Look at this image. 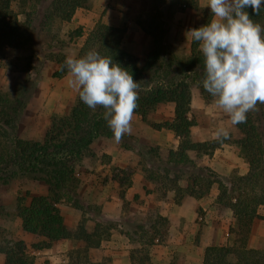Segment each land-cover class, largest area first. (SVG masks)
<instances>
[{
    "label": "trees",
    "instance_id": "16d2710c",
    "mask_svg": "<svg viewBox=\"0 0 264 264\" xmlns=\"http://www.w3.org/2000/svg\"><path fill=\"white\" fill-rule=\"evenodd\" d=\"M92 2L93 0H0V55L6 48H36L35 35L38 31L56 22L61 25L70 21L77 9H88ZM187 9L198 12L194 28L210 19L209 9L201 6L199 0L152 1L150 12L137 20L154 45L142 62L124 44L125 27L108 25L102 21L97 22L88 33L77 57L85 55L89 50H95L101 56L111 57L127 68L138 82L139 99L134 114L156 130L173 131L179 139L178 145L171 148L166 156L161 153V147L157 144L144 145L137 140L130 148L136 149L142 160L149 164L147 178L159 185L163 195L173 191L175 202L180 203L187 195L202 198L210 193L214 184H218L219 195L216 203L233 212L234 223L229 229L232 244L208 246L204 264H264V248L248 246L254 221L264 218L259 213V207L264 205V104H257L247 114L244 123L235 125L238 134L229 132L228 138L222 140H194L192 129L197 125V120L190 116L192 89L197 86L208 102L213 99L202 88L205 71L203 56L198 44L193 41L191 52L178 58L181 60L178 65L172 64L175 57L169 49L162 52L164 43L166 47H170L166 42L167 24L172 21L177 10ZM248 12L255 22L264 26V8L259 15H255L251 8ZM64 60L60 57L54 59L60 65V70ZM160 60L167 61V68L174 73L169 76L163 74L162 80L156 81L149 73ZM159 65L161 66L160 63ZM13 67L16 68L15 65ZM65 73L66 70L60 71L55 76ZM25 84L0 89V180L13 178L19 173L40 171L43 166L49 167L51 164L54 167L64 165V158L81 157L92 148L94 141L114 138L103 119V109L98 107L96 111L91 110L79 96L69 114L58 113L52 116L41 139L28 140L13 133L10 135L8 128L13 123L19 124L16 118L20 120L33 96V84ZM163 104L173 105V117L160 122L150 119V115ZM224 144L238 146L239 155L248 165L246 174L241 175L233 170L228 176L221 175L205 163L204 159L211 157ZM192 152L195 157L191 156ZM180 164L191 172L182 175L179 171ZM48 172L56 181H62L59 171L53 169ZM183 180L185 183H182ZM63 188L62 185H53L50 181L49 193L31 196L28 193V196H19L17 199L16 212L21 219L23 231L43 237L42 244L35 245L34 250L50 248L56 241L73 240L82 244L68 252L66 264H111L112 258L101 253V245L112 236L114 227L107 222L113 221V217H105L97 204L80 201L76 195H71L69 202L82 212V219L75 228L70 227L59 208L64 199ZM158 210L150 209L139 223H133L129 218L115 221L119 222L122 233L129 238L131 244H140L147 248V253L138 262L136 252L139 249L131 250L133 264L149 262V248L159 238L158 228L168 222ZM88 220L95 222L92 229L87 227ZM164 229L167 231V228ZM0 254L5 256L4 264L36 262V254L29 250L26 242L10 238L5 229H0ZM231 257H235V262ZM184 263L183 253H175L170 262Z\"/></svg>",
    "mask_w": 264,
    "mask_h": 264
},
{
    "label": "crops",
    "instance_id": "0c3cea01",
    "mask_svg": "<svg viewBox=\"0 0 264 264\" xmlns=\"http://www.w3.org/2000/svg\"><path fill=\"white\" fill-rule=\"evenodd\" d=\"M152 1L153 0H93L90 8L77 9L72 19L67 23L75 28H82L84 36L88 35L99 21L112 26L125 27V46L130 52L135 53L134 50H136L138 53L136 52L133 54L140 60H143L146 56L143 58L139 57V50L145 47L148 40H150V37L137 23V20L140 17L146 16L150 12ZM199 2L201 6L205 7L206 0H199ZM197 13L198 12L193 9H187L185 11L177 10L175 12L172 18V33L170 39H168L170 47H185L189 53L191 52L192 40L186 37V32L190 28H194ZM20 51H23V49L6 48L1 54L2 56L0 55V67L2 61L5 60L8 54L16 53L18 55L21 54L19 53ZM14 60L16 59H11L10 61ZM48 61L49 62L44 66L42 73H40L42 80H40L39 84H36V87L40 86L39 95H41V99L44 94V101L45 98L48 100L46 105H44L47 108V112L53 114L60 110H64V100L72 98V101H75L78 93L69 87L67 73L61 76H55L54 72L57 71L60 66L58 62L54 60ZM8 67L12 71H22L24 73L33 72V68L24 70V68H21L20 66L13 68L11 64H8ZM2 86L5 85L0 82V89ZM195 96L194 89H192V100ZM24 113L26 115L29 113V107H26ZM134 121L137 123L132 125ZM145 123L146 122L142 121L140 116L133 114V119L131 121L132 132L138 136L140 144H157L160 145V147L164 145L171 146L173 143L178 145L179 139L175 136V133L167 129L156 130L153 128L154 131L148 133L149 140L146 139V136H143V129L146 125ZM196 127L197 125L192 129L194 140L203 141L211 138L199 136ZM164 136L165 138H163ZM99 143L100 139L94 141L92 144V147H95L94 151L96 154L99 152L98 149H96ZM174 147L172 146L170 148ZM102 152H106L111 156L110 158H112L109 161L108 166H111L112 164L122 166L121 164H123V159L126 156H131L130 158L133 159V161L136 159L133 154L129 155L126 153L127 151L123 152L122 150L105 148ZM163 155L165 156L166 154L164 153ZM204 161L221 175L228 176L233 170H237L241 175L248 172L247 163L238 154L234 145L231 144H224L222 147L218 148L211 157L205 158ZM136 163L138 164V162ZM127 166L128 165L124 164V167L122 168L127 169ZM105 171L106 172L103 174L107 173L108 169H105ZM135 172L136 173L131 174V182L130 186L126 187L125 198L114 192V189H120L123 187L117 180L110 179L106 185H102L97 180L91 181V185L87 182L91 196L94 195L91 197L94 200L90 201V203L97 205L104 204L106 216L127 218L132 216L135 212H138L144 217L154 206L153 194L147 192L146 188L149 187V184L156 185V183L144 176V172L141 168H136ZM88 173L90 175H95L96 171L91 174L89 170ZM139 173L141 174L139 175ZM171 194L173 196L174 192L170 191V197L166 200L165 198L157 199V206H160V213L166 216L169 221L168 240L162 241L159 238H156L154 244L150 247L152 250L151 264H170L175 253H183L185 258L184 264H204L205 250L208 246L232 244V237L229 229L234 223L233 212L231 209L221 207L216 203V199L219 195V186L217 183L213 185L210 193L202 198H195L187 195L180 203H176L174 197L171 198ZM135 196L140 198L138 202L135 201ZM108 197H112V199L109 200ZM124 199H127L129 208L122 207ZM71 209V212L78 218L82 217V212L80 210L75 208ZM262 211V209H259L260 214ZM75 225L77 224L69 226L75 228ZM87 227L90 229L93 228V226L91 227L89 225H87ZM114 232L117 233L118 237L115 236L114 233L110 239L104 240L101 245L103 251L106 254H109L112 258L111 264H133L127 246L130 245L129 238L120 231L115 230ZM121 240H123L124 244L120 242ZM81 244L82 242H76L73 240L56 241L50 248L38 251L36 253V260L39 263L41 258H48L50 264H57V260L67 262L68 252ZM248 246L252 248L264 247V219L257 218L254 221ZM231 260L235 262L236 259L235 257H231ZM0 264H4L3 259L0 261Z\"/></svg>",
    "mask_w": 264,
    "mask_h": 264
},
{
    "label": "rangeland",
    "instance_id": "374dc122",
    "mask_svg": "<svg viewBox=\"0 0 264 264\" xmlns=\"http://www.w3.org/2000/svg\"><path fill=\"white\" fill-rule=\"evenodd\" d=\"M21 19H24V16H21ZM171 28H172V21H170L169 24H167V33H166V42L168 43V39H170L171 36ZM87 35L84 36V31L82 28L78 27L75 28L69 23L65 22L61 25L56 23L51 24L50 26L44 28V30H40L35 35L36 38V48H33L31 46L26 47L23 49V51H20L21 54H8V56L5 58V60L2 61V65L0 67V82L3 83L5 86H23L25 82H29L33 84L31 91L34 94L30 100V102L27 105V108L29 107V113L27 115L25 113L22 114L20 120L19 118H16L19 124L13 123V125L8 128L10 130V135L13 133L15 136H18L22 139H28V140H37L41 139L46 131V129L49 127L51 118L55 114H69L71 111V107L75 101H72V98L64 100L63 108L64 110H60L59 112H55L53 114H50L47 112V108L44 106L47 103V98L44 97L43 94L42 99L40 93V86L36 87V84L40 83V80H42V77H40V73H42V70L44 66L49 62L48 60H54L57 58H64L68 56H75L77 57L80 48L82 47ZM164 41V40H163ZM162 52L166 51L167 49L170 50L172 55L175 57L172 60L173 65H178L179 60L178 58H181L183 56L188 55V51L185 49V47L181 48H172V47H166L165 43L163 44ZM52 46V47H51ZM154 45L150 38L148 42L146 43L145 47L139 50V57H145L147 56L151 50H153ZM135 53L137 52L134 50ZM134 53V52H132ZM134 53V54H135ZM138 53V52H137ZM6 54V53H5ZM4 54V55H5ZM2 56V55H1ZM11 59H16L14 61H10ZM177 59V60H176ZM65 61V60H64ZM142 62V60H141ZM167 61L160 60L157 65L153 67L149 75H153V79L156 81L162 80V75L165 74L166 76L171 75V73H174L172 69L167 68ZM161 64V66L159 65ZM8 64L20 66L21 68H24V70H28L33 68V72L31 73H24L22 71H12L9 69ZM166 65V66H165ZM5 67V68H4ZM14 68V67H13ZM60 66L57 71L54 73H60ZM176 71V70H175ZM61 76V75H60ZM159 77V79H156V77ZM51 80V79H49ZM48 80V81H49ZM47 81V80H46ZM38 82V83H37ZM51 83V82H50ZM49 84V83H48ZM52 84V83H51ZM28 83L25 84L27 86ZM2 86V87H5ZM194 92L195 97L192 100L191 105V113L190 116L194 117L197 120V127L196 131L199 136H206L211 137L210 139L215 138L214 132L217 127H225L228 132L233 134H238V129L236 126L232 125L230 123V120L222 110L218 109L214 103V100L212 99L211 102H208L199 92L197 86H194ZM37 90V92H36ZM264 111V107H263ZM173 117V105L166 104L159 106L151 115L150 119L154 121H163L166 119H171ZM136 120V119H135ZM140 122V121H139ZM137 122L134 121L132 125H135ZM144 126L143 129V136H146L145 138L148 139L149 135L148 133L153 132L154 129L147 123ZM148 125V126H147ZM152 129V130H151ZM122 141L117 142L114 138H100V143L97 145V148L99 152L94 151L95 147H92L88 151L84 152L81 157L77 158H69L66 157L63 159L65 161L64 165H58L56 167L52 166V164L49 167L43 166L40 171L37 170L35 172H27V173H19L13 178H4L0 180V229L6 230L8 236L10 238H16V239H22L26 242L27 246L29 247V250L36 254L38 251L34 250L35 245H41L43 237L34 235V234H28L25 233L22 229V222L21 219L17 216L16 212V205H17V199L19 196L26 197L29 193L31 195H39V194H47L49 193L50 188V181L53 182V185H56V183L62 185L63 192H64V199L59 204V208L61 213L63 214L65 221L68 225L72 224H79L81 222V218H78L76 215H74L71 212V208H75L72 206V204L69 202L71 195H76L77 198L81 201L85 200L87 202H90L94 200L93 196H91V192L88 190V185H91V181L97 180L102 185H106L110 179L117 180L122 184L123 187L120 189H114L115 194L122 196L125 198L126 194V187L130 186V177L132 173H136V168H141L144 172V176L147 177V168L149 167V164L144 162L142 160V157L139 156L137 153L138 151L136 149H130L133 146L134 141L138 140V136H136L132 131L130 134H125ZM165 138V136L163 137ZM167 139V137H166ZM149 140V139H148ZM152 146V144H150ZM177 144L168 146L164 145L161 146V153L168 155L170 147H176ZM237 152H239V148L237 145H234ZM105 148L112 149V150H122L123 152L128 153L129 155L133 154L134 157H136L135 161L131 159V156H126L123 159L122 166H118L116 164H112L111 166H108L109 161L112 159L110 158L106 152H102L105 150ZM239 154V153H238ZM165 155V156H166ZM192 157H195V154L191 153ZM138 162V164L136 163ZM125 165H128L127 169L122 168ZM180 169L179 171L183 174H188L191 171L184 169V165H179ZM59 171L60 175L62 176V181H56L54 176H51L48 171L50 170ZM105 169H108V172L103 174ZM135 169V170H133ZM96 171L95 175H90L88 172ZM141 173H139L140 175ZM59 175V176H60ZM182 183H185V180L182 181ZM159 185H153L149 184V187L146 188L147 192H150L153 194V209L160 211V206H157V199L158 198H165L168 199L170 197V191H168L166 194L163 195L162 191L158 188ZM111 188V187H110ZM172 193V192H171ZM101 195V194H100ZM138 195V194H137ZM139 196V195H138ZM134 197L135 201H139V197ZM100 197V196H98ZM106 197V195H105ZM171 194V198H172ZM107 198V197H106ZM29 197L27 198L28 201ZM97 199V198H96ZM109 200L112 199V197H108ZM100 207L101 212L105 215L104 211V204H98ZM123 208H129V204L127 203V199H124V202L122 204ZM76 209V208H75ZM259 209H262L264 211V205L260 206ZM134 210V209H133ZM261 212V215L264 217V212ZM147 216V214L143 217L138 212H135L132 216H129L127 218L133 220V223H139ZM105 217H111L106 216ZM166 217V216H165ZM123 218V217H122ZM167 218V217H166ZM117 219V220H116ZM121 218H114L111 219L113 221L108 220V224L112 225L114 229L112 230V235L115 233V236L118 237L117 233L114 232L115 230L122 232L121 225L116 223L115 221H118ZM126 219V218H125ZM168 219V218H167ZM264 219V218H263ZM93 220H88L87 225L94 226ZM75 225V226H77ZM164 228H167V231H165ZM168 228H169V221L165 225L159 226L160 234L159 239L162 241L168 240ZM112 237V236H111ZM122 244H124L123 240L120 241ZM128 249L130 251L133 248L139 249L136 252L137 256V262L140 257L144 255L146 251V247L144 248L140 244H131L127 245ZM264 248V247H262ZM44 250V249H42ZM101 253H104L105 255L110 256L109 254H106L103 251V248L101 247ZM151 248H149V257L150 260L147 262V264H151ZM37 255V254H36ZM42 257V256H40ZM5 256L3 254H0V261L2 259L4 260ZM57 264H66L67 262H63L60 260H57ZM136 263V261H135ZM35 264H50V260L48 258H41L39 260V263L35 262Z\"/></svg>",
    "mask_w": 264,
    "mask_h": 264
},
{
    "label": "clouds",
    "instance_id": "9594fccd",
    "mask_svg": "<svg viewBox=\"0 0 264 264\" xmlns=\"http://www.w3.org/2000/svg\"><path fill=\"white\" fill-rule=\"evenodd\" d=\"M210 19L190 28L186 37L198 44L203 56L202 88L232 125L244 123L257 104H264V26L249 15H259L264 0H206ZM68 85L93 111L103 109V119L119 142L132 131L131 121L139 99L132 73L111 57L89 50L81 57H66ZM225 127L214 137L227 139Z\"/></svg>",
    "mask_w": 264,
    "mask_h": 264
}]
</instances>
